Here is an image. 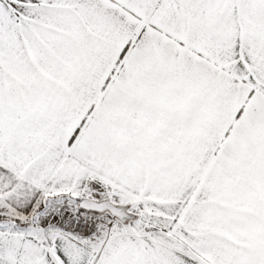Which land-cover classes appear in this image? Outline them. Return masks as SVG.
<instances>
[{
    "label": "snow or ice",
    "instance_id": "6c2138e0",
    "mask_svg": "<svg viewBox=\"0 0 264 264\" xmlns=\"http://www.w3.org/2000/svg\"><path fill=\"white\" fill-rule=\"evenodd\" d=\"M0 264H264V0H0Z\"/></svg>",
    "mask_w": 264,
    "mask_h": 264
}]
</instances>
